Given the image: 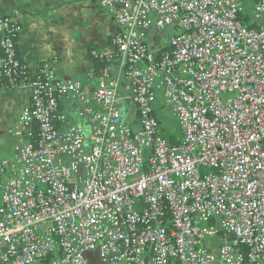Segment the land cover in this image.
Returning <instances> with one entry per match:
<instances>
[{
    "label": "built area",
    "instance_id": "obj_1",
    "mask_svg": "<svg viewBox=\"0 0 264 264\" xmlns=\"http://www.w3.org/2000/svg\"><path fill=\"white\" fill-rule=\"evenodd\" d=\"M98 4L118 31L112 52L92 57L117 60L136 131L107 68L91 97L50 63L31 75L17 57L20 27L0 15V89L31 91L9 132L14 155L0 158V264H264V0ZM169 28L151 52L148 31ZM159 93L176 145L153 113Z\"/></svg>",
    "mask_w": 264,
    "mask_h": 264
},
{
    "label": "crops",
    "instance_id": "obj_2",
    "mask_svg": "<svg viewBox=\"0 0 264 264\" xmlns=\"http://www.w3.org/2000/svg\"><path fill=\"white\" fill-rule=\"evenodd\" d=\"M0 15L11 18L20 27L16 39L17 57L31 75H36L42 65L50 63L59 80L78 82L84 93L91 97L101 70L107 68L109 77L120 81L122 122L133 131L138 129L136 109L128 99L117 60L97 70L98 60L92 57V52H112V38L118 31L115 21L100 7L98 0H0ZM172 33L171 28L161 32L149 30L146 35L148 49L158 53L166 48ZM30 96L27 87L0 89V158L14 155L16 140L9 132L16 129L18 117L28 106ZM163 108L168 106L159 93L153 105L158 123L156 113ZM75 109L76 105L70 102L59 104V111L71 124H78L88 137L91 127L78 119ZM65 128L59 126L62 131ZM180 136L181 133L176 139ZM89 259V264H100L95 255H90Z\"/></svg>",
    "mask_w": 264,
    "mask_h": 264
},
{
    "label": "rangeland",
    "instance_id": "obj_3",
    "mask_svg": "<svg viewBox=\"0 0 264 264\" xmlns=\"http://www.w3.org/2000/svg\"><path fill=\"white\" fill-rule=\"evenodd\" d=\"M156 116L160 123L161 134L167 142L180 135L179 124L168 108L157 111Z\"/></svg>",
    "mask_w": 264,
    "mask_h": 264
},
{
    "label": "trees",
    "instance_id": "obj_4",
    "mask_svg": "<svg viewBox=\"0 0 264 264\" xmlns=\"http://www.w3.org/2000/svg\"><path fill=\"white\" fill-rule=\"evenodd\" d=\"M241 18H243V24L247 27V28H249V29H251V28H255V23H252L251 24V17H250V8H249V6L246 8V10H245V14L241 17ZM97 62H98V64H97ZM96 62V66H97V70H100V69H102V67L105 65V63H103L102 61H97ZM161 129V128H160ZM180 139V138H179ZM179 139H176V138H173V140H168V144L169 145H176V144H178V142H179ZM45 264H47V263H45Z\"/></svg>",
    "mask_w": 264,
    "mask_h": 264
}]
</instances>
